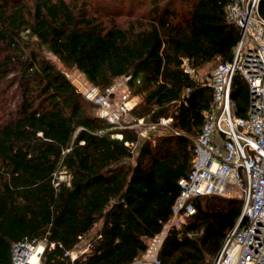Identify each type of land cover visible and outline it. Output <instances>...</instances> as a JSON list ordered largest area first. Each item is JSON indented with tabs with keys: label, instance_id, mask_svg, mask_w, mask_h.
Returning a JSON list of instances; mask_svg holds the SVG:
<instances>
[{
	"label": "trees",
	"instance_id": "obj_1",
	"mask_svg": "<svg viewBox=\"0 0 264 264\" xmlns=\"http://www.w3.org/2000/svg\"><path fill=\"white\" fill-rule=\"evenodd\" d=\"M229 3L0 0V264H11L12 245L24 239L44 247L43 264H130L144 254L170 219L212 102L184 64L196 73L232 61L239 29L226 17ZM259 13L264 19V0ZM47 54L101 91L129 77L140 100L131 118L154 127L170 120L165 132L113 130ZM231 100L245 118L239 76ZM193 204L195 215L167 233L161 264H214L242 209L236 198ZM83 240L87 253L64 257Z\"/></svg>",
	"mask_w": 264,
	"mask_h": 264
},
{
	"label": "built area",
	"instance_id": "obj_2",
	"mask_svg": "<svg viewBox=\"0 0 264 264\" xmlns=\"http://www.w3.org/2000/svg\"><path fill=\"white\" fill-rule=\"evenodd\" d=\"M259 2L230 0L225 10L227 19L239 29L233 59L219 64L206 83L212 91V102L193 140L191 168L178 181L180 193L170 219L148 242L144 254L130 264H161L159 252L169 230L181 227L195 215L193 201L207 197L236 198L242 204L239 218L225 235L214 264H264V19L259 13ZM184 71L195 73L187 63ZM236 76L249 92L245 118L233 115L231 89ZM128 79L125 77L104 91L91 86L81 92L87 102L97 107L96 116L113 130L142 123L130 116L135 105L126 85ZM160 122L167 124L169 120ZM113 137L121 138L118 134ZM41 247L29 239L13 244L11 264H43ZM91 248V243L85 242L64 257L72 261Z\"/></svg>",
	"mask_w": 264,
	"mask_h": 264
},
{
	"label": "rangeland",
	"instance_id": "obj_3",
	"mask_svg": "<svg viewBox=\"0 0 264 264\" xmlns=\"http://www.w3.org/2000/svg\"><path fill=\"white\" fill-rule=\"evenodd\" d=\"M143 8H137L135 13L138 11L142 10ZM124 10L126 11L127 8L125 7ZM47 57L56 65L58 69L61 70L65 74V76L69 79V81L76 87L77 91L79 93L85 91L91 85L87 82L85 77L77 70L75 69H68L64 66H62L53 56L47 54ZM220 61H215L209 65H206L202 69L198 70L196 73H194L193 77L200 82V83H208L210 75L212 71L220 64ZM123 79L117 80L114 84L116 83H121ZM137 98V97H136ZM136 101H140L139 98L136 99ZM137 102V103H138ZM170 123V120L167 124H162L161 122L159 123V126L154 127L149 124L145 125L144 122L142 121L141 125L136 126V130L139 133L141 138L148 137L149 135H161L164 133V128H166ZM86 241H83L81 243V246L85 243ZM42 246V245H41Z\"/></svg>",
	"mask_w": 264,
	"mask_h": 264
},
{
	"label": "crops",
	"instance_id": "obj_4",
	"mask_svg": "<svg viewBox=\"0 0 264 264\" xmlns=\"http://www.w3.org/2000/svg\"><path fill=\"white\" fill-rule=\"evenodd\" d=\"M136 99H138V98L134 97V101H133V104H134V105H136L137 102H138V101H136ZM41 250H42V251L44 250V247H43V246L41 247Z\"/></svg>",
	"mask_w": 264,
	"mask_h": 264
}]
</instances>
